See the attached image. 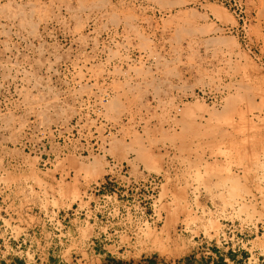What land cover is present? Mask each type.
<instances>
[{
  "label": "rangeland",
  "instance_id": "1",
  "mask_svg": "<svg viewBox=\"0 0 264 264\" xmlns=\"http://www.w3.org/2000/svg\"><path fill=\"white\" fill-rule=\"evenodd\" d=\"M26 212L119 260L264 264V0H0V216Z\"/></svg>",
  "mask_w": 264,
  "mask_h": 264
},
{
  "label": "crops",
  "instance_id": "2",
  "mask_svg": "<svg viewBox=\"0 0 264 264\" xmlns=\"http://www.w3.org/2000/svg\"><path fill=\"white\" fill-rule=\"evenodd\" d=\"M58 221L61 225L50 226L43 214L39 218L27 212L22 216H0V264H241L240 259L246 255L242 251L224 254L215 250L216 259L207 253L178 262L156 257L119 260L115 254L126 250L108 239L114 234L90 228L87 215L82 218L68 214L59 216Z\"/></svg>",
  "mask_w": 264,
  "mask_h": 264
}]
</instances>
